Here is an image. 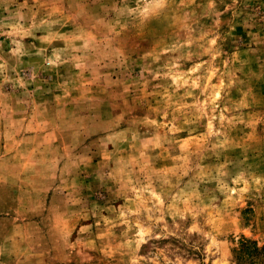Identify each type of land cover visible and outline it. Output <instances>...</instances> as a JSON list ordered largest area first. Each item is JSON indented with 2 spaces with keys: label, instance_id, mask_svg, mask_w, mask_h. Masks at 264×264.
I'll use <instances>...</instances> for the list:
<instances>
[{
  "label": "rangeland",
  "instance_id": "374dc122",
  "mask_svg": "<svg viewBox=\"0 0 264 264\" xmlns=\"http://www.w3.org/2000/svg\"><path fill=\"white\" fill-rule=\"evenodd\" d=\"M0 264H264V0H0Z\"/></svg>",
  "mask_w": 264,
  "mask_h": 264
}]
</instances>
